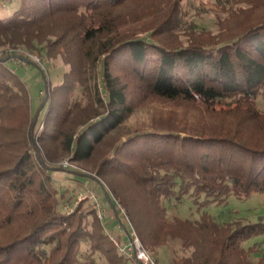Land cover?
I'll return each mask as SVG.
<instances>
[{"label":"trees","instance_id":"trees-1","mask_svg":"<svg viewBox=\"0 0 264 264\" xmlns=\"http://www.w3.org/2000/svg\"><path fill=\"white\" fill-rule=\"evenodd\" d=\"M131 1L138 0H0V264H79L82 245L91 264L94 255L102 264H142L118 251L89 199L75 203V192L55 176L61 171L99 185L109 211H124L147 251L179 239L184 253L171 264H256L242 242L264 234V225L219 224L206 213L199 221L169 220L166 203L177 206L186 196L207 206L264 194V133L251 141L234 129L251 122L264 128L256 108L264 95V19L236 36L182 44L158 32L170 20L142 32L127 27L139 21L120 14ZM11 50L67 67L58 83L45 84L34 126L36 109L27 124L8 122L30 105ZM141 93L223 114L235 127L210 128L205 119V126L187 123L181 131L120 134ZM100 148L92 170L83 171Z\"/></svg>","mask_w":264,"mask_h":264},{"label":"rangeland","instance_id":"rangeland-1","mask_svg":"<svg viewBox=\"0 0 264 264\" xmlns=\"http://www.w3.org/2000/svg\"><path fill=\"white\" fill-rule=\"evenodd\" d=\"M120 14L123 18H130L132 16V19H136L139 17L138 22H131L126 25L127 27L131 26L130 28H133L132 31L138 30L142 32L150 27L155 28L158 24L166 20H170L169 25L163 27V29L159 28L158 32L163 33V35L172 42L183 44L190 40L196 41L198 39L215 42L217 38H219V41L223 37L236 36L243 26L251 21L264 19V0H138L131 1L129 4L125 5L120 9ZM9 53L11 54L10 65L14 68L21 80L26 83L30 105L28 107L16 109V111L8 116V122L12 125H18L21 124L23 120L24 123L27 124L30 114L32 115L35 109L37 111L40 106L39 102H41L45 84L47 82L51 84L58 83L62 78L63 72L67 70V67L63 65L60 59L47 60L46 58H40L30 53H25L24 58L20 59L21 57L18 54L21 55L23 51L20 53V51L15 52V50H11ZM27 55L39 58V62L28 58ZM27 61L33 63L31 64ZM34 64L39 66L44 72L43 76L41 71ZM123 76V81L128 82V76ZM231 106L232 105L229 103L219 108L229 109ZM256 106L258 111L264 113V95L258 98ZM233 116L235 124H240L236 116ZM41 118L42 114L39 116V120ZM205 119L208 120L209 124L207 125H210V128L232 126V124H229V121H231L230 118L223 116V114H220V116L216 113L207 114L197 109L194 105L186 104L181 101L167 102L146 95L142 97L141 93L140 98L134 104L132 115L123 124L119 133L123 134L124 132L138 131L151 127L181 131L187 123L197 126L203 123L201 120L205 121ZM34 124L32 121L33 126ZM262 124H264V122ZM202 125L205 126L204 123ZM234 127L235 126H232L231 128ZM241 127H235L234 129H243L248 134L250 137L249 140L251 141L260 139V136L264 133V128H259L255 122L244 123ZM37 129L38 131L41 130V124ZM103 149L104 148H100L97 151L94 160L90 163V167L82 165L80 168L83 171L90 172L93 163H95L104 152ZM55 176L58 178L59 184L61 183L70 191L73 190V193L75 192L77 195L76 198L82 196L85 197L84 199H86L87 196L91 198L93 194L98 204L105 211L106 215L102 221L104 228L110 233V239L112 238L119 246L129 244V234L126 235L122 225H117L116 222L121 221L127 226L130 232L134 230L131 229L130 225L120 216L119 212L114 216V214L109 211L107 203L102 199L99 185L86 178H78V180L73 179L77 176L66 171H61L55 174ZM39 180L40 177L37 174L33 185L34 192H36ZM47 202H50V200L47 199ZM202 202V200H199L198 203H195L186 196L177 206L173 205V201L167 202V218L170 220L172 217H177L191 221H199L202 214L206 213L214 222H218L219 224L240 222L242 224L264 225V194L251 193V195L246 198H236L230 195L222 201L207 206L202 205ZM110 220L114 222H109ZM138 242L148 258L147 264H171L172 260L180 257L184 253V251L181 250L180 240L176 238H170L164 246L152 252L147 251L140 243L139 239ZM242 247L246 250H252L249 251V254L253 262L256 264L264 262V234L253 236L245 240L242 242ZM87 248V245H82L79 264H91L90 257L87 255ZM94 260L97 264H102V259L97 255H94Z\"/></svg>","mask_w":264,"mask_h":264},{"label":"built area","instance_id":"built-area-1","mask_svg":"<svg viewBox=\"0 0 264 264\" xmlns=\"http://www.w3.org/2000/svg\"><path fill=\"white\" fill-rule=\"evenodd\" d=\"M6 1L7 0H1V2H6ZM27 57L33 59L36 62H39V58H37L35 56L27 55ZM62 163L64 165H67V161L66 160H64ZM84 198L85 197H83V196L80 197V198L77 197L75 203L81 201ZM87 198L90 199V200L94 199V200H91L92 207L95 210L98 219L102 221L105 218V215H106L104 209L98 204L97 199L94 197L93 194L91 195V198H89V196H87ZM65 210L66 211H71L72 207L66 206ZM119 214H120L121 217H123V219L126 221V223L128 225H130V223L128 222L127 217L124 214V211L121 208H119ZM130 227H131V225H130ZM131 229H132V227H131ZM112 241L117 246L118 251L124 257H126V258L135 257L140 262L142 261V263L147 264L148 258L146 257L144 251L140 247L138 239H137L134 231L130 232V234H129V244H127V245L119 246L113 239H112Z\"/></svg>","mask_w":264,"mask_h":264},{"label":"water","instance_id":"water-1","mask_svg":"<svg viewBox=\"0 0 264 264\" xmlns=\"http://www.w3.org/2000/svg\"><path fill=\"white\" fill-rule=\"evenodd\" d=\"M20 58V57H18ZM21 59V58H20ZM46 100H47V97L45 96L44 97V100L42 101V103L40 104L38 110L35 112L34 114V118H33V124L36 122L37 120V117H38V114L40 113L41 109L44 107L45 103H46ZM103 192L105 193L106 195V198H107V202L108 204L112 207V210L114 211V208H113V203H112V200L110 198V196L106 193L105 189L103 188V186H101Z\"/></svg>","mask_w":264,"mask_h":264},{"label":"crops","instance_id":"crops-1","mask_svg":"<svg viewBox=\"0 0 264 264\" xmlns=\"http://www.w3.org/2000/svg\"><path fill=\"white\" fill-rule=\"evenodd\" d=\"M103 222V221H102ZM109 222H114L113 220H110ZM123 240H125V239H123Z\"/></svg>","mask_w":264,"mask_h":264}]
</instances>
